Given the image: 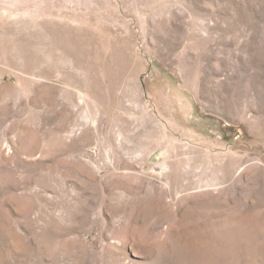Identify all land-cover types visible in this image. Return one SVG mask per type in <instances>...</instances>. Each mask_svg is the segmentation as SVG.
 Here are the masks:
<instances>
[{"label": "rangeland", "instance_id": "obj_1", "mask_svg": "<svg viewBox=\"0 0 264 264\" xmlns=\"http://www.w3.org/2000/svg\"><path fill=\"white\" fill-rule=\"evenodd\" d=\"M0 264H264V0H0Z\"/></svg>", "mask_w": 264, "mask_h": 264}]
</instances>
